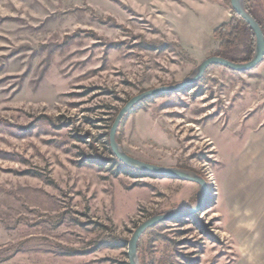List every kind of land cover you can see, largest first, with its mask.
Returning <instances> with one entry per match:
<instances>
[{"label": "rangeland", "instance_id": "1", "mask_svg": "<svg viewBox=\"0 0 264 264\" xmlns=\"http://www.w3.org/2000/svg\"><path fill=\"white\" fill-rule=\"evenodd\" d=\"M218 21L160 0H0V264H130L140 224L199 202L196 182L119 170L110 132L131 98L184 82L216 55ZM257 70L212 65L196 85L140 102L119 143L216 189L214 144L220 155L255 149ZM214 192L195 214L146 230L139 264H231L237 256L211 217Z\"/></svg>", "mask_w": 264, "mask_h": 264}, {"label": "crops", "instance_id": "2", "mask_svg": "<svg viewBox=\"0 0 264 264\" xmlns=\"http://www.w3.org/2000/svg\"><path fill=\"white\" fill-rule=\"evenodd\" d=\"M160 2L184 14H212L220 22L232 16V9L224 0ZM208 54L204 52L200 56ZM257 71L264 74V61ZM257 115L249 118L259 129L253 152L232 151L220 155L218 145L213 143L219 165L214 170L217 188L210 211L219 237L229 239L230 249L237 256L231 264H264V119Z\"/></svg>", "mask_w": 264, "mask_h": 264}, {"label": "water", "instance_id": "3", "mask_svg": "<svg viewBox=\"0 0 264 264\" xmlns=\"http://www.w3.org/2000/svg\"><path fill=\"white\" fill-rule=\"evenodd\" d=\"M231 3H232V8L250 24L251 28L255 33L256 47L252 58L246 62H235L218 55L210 56L207 59H205L203 62H201L196 68L193 75L188 79H186L184 82L174 85H165V86L149 89L131 98L125 104V106L120 110L111 128L110 147L113 151V154L119 160H121L125 165L135 170L143 171L149 174H155L161 177H168V178L196 182L200 184L202 189V197L196 205L188 208H184L178 211L177 213H173V214L167 213V214L155 215L138 226V228L134 231L133 236L130 239L128 245L130 264H139L138 243L141 236L146 232V230H148L149 228L153 227L154 225L162 221L169 220L177 216H190L201 210L202 207L205 205L206 200L208 199L209 185L208 182L202 176H200L195 172L146 163L129 155L124 151L121 144L117 140V133L119 126L122 120L124 119V117L128 114V112H130L137 104H139L143 100L160 94L173 93L182 90L185 87L195 84L204 76L207 69L212 65H221L236 72H246L255 69L259 64H261L264 61V33L260 24L254 18V16L248 11L244 0H231Z\"/></svg>", "mask_w": 264, "mask_h": 264}, {"label": "trees", "instance_id": "4", "mask_svg": "<svg viewBox=\"0 0 264 264\" xmlns=\"http://www.w3.org/2000/svg\"><path fill=\"white\" fill-rule=\"evenodd\" d=\"M224 1L226 2V4H228L231 7L232 16L228 21L223 22L214 30V37L219 42L216 55L235 62L249 61L252 58L256 47L255 33L251 28L250 24L232 8L231 0H224ZM244 1L248 11L254 16V18L260 24L264 33V16H262V14H260V12L257 10L258 8V4L256 2L257 0H244ZM151 98L153 97L147 98L143 101H146ZM130 112H128V114L124 117V119L130 114ZM117 140L119 142L118 136H117ZM109 150L112 155V159L109 160V162H111L114 166L118 167L119 170H124L126 171V173L136 172V173H142L144 175L148 174V175L157 176L155 174L145 173L143 171L135 170L133 168L128 167L113 154V151L110 146H109ZM138 248H139V243H138Z\"/></svg>", "mask_w": 264, "mask_h": 264}, {"label": "built area", "instance_id": "5", "mask_svg": "<svg viewBox=\"0 0 264 264\" xmlns=\"http://www.w3.org/2000/svg\"><path fill=\"white\" fill-rule=\"evenodd\" d=\"M214 183H215V182H214L213 180H211V183H209V193H210V194L215 193L214 191L216 190V189H215V186H216V185H215ZM210 194H209V195H210Z\"/></svg>", "mask_w": 264, "mask_h": 264}, {"label": "bare ground", "instance_id": "6", "mask_svg": "<svg viewBox=\"0 0 264 264\" xmlns=\"http://www.w3.org/2000/svg\"><path fill=\"white\" fill-rule=\"evenodd\" d=\"M208 194H210L209 191H208ZM209 196H210V195H208V197H209Z\"/></svg>", "mask_w": 264, "mask_h": 264}]
</instances>
